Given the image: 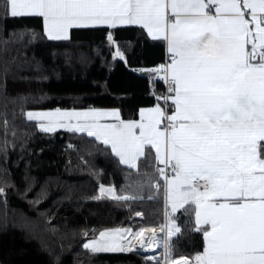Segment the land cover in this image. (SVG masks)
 Here are the masks:
<instances>
[{"label": "snow or ice", "instance_id": "6c2138e0", "mask_svg": "<svg viewBox=\"0 0 264 264\" xmlns=\"http://www.w3.org/2000/svg\"><path fill=\"white\" fill-rule=\"evenodd\" d=\"M2 7L5 16L42 17L44 35L51 40L68 39L73 26L105 25L106 39L115 46L113 58L125 62L115 26L140 25L150 37H162L170 62L152 71L163 73L170 106L158 103L142 109L140 120L128 121L115 109L57 108L41 114L47 123L40 128L87 132L134 168L140 157H148L145 146L150 145L158 161L153 167L165 182L166 204L194 215V230L204 238L202 251L176 259L264 264V143H258L264 142V0H2ZM102 114L116 122L99 123ZM34 115L27 113L29 119ZM155 187L161 188L159 182ZM166 215L168 238L145 239L143 227L126 229L133 238L141 237L137 251L162 250L146 255L145 264H173L175 225L167 208ZM108 231H101L100 239H87L85 231L83 248L131 251Z\"/></svg>", "mask_w": 264, "mask_h": 264}, {"label": "trees", "instance_id": "16d2710c", "mask_svg": "<svg viewBox=\"0 0 264 264\" xmlns=\"http://www.w3.org/2000/svg\"><path fill=\"white\" fill-rule=\"evenodd\" d=\"M108 30L74 29L69 40L50 41L42 18L5 16L0 0V264H145L140 253L85 250L83 233L88 239L165 222L152 154L128 168L93 138L40 132L25 117L28 110L98 108L128 121L160 105L161 73L152 70L164 62L165 43L140 28H113L125 62L113 58ZM99 185L121 199L99 197ZM174 218V258L202 251L194 215L184 208Z\"/></svg>", "mask_w": 264, "mask_h": 264}, {"label": "rangeland", "instance_id": "374dc122", "mask_svg": "<svg viewBox=\"0 0 264 264\" xmlns=\"http://www.w3.org/2000/svg\"><path fill=\"white\" fill-rule=\"evenodd\" d=\"M160 106H161V104H160ZM91 109H97V110H100V112L101 113H108V112H111V110H113V109H98V108H88V109H83V110H91ZM52 110H54V109H52ZM62 110H64V109H62ZM116 110V109H115ZM29 111H31V112H33L34 114H36V115H34L31 119H29L28 118V116H27V113L29 112ZM48 111H51V110H28V111H26L25 112V117H26V119L28 120V121H32V122H35L36 123V125H37V128H38V130L40 131V132H44V133H48V134H52V133H55V132H57V131H66V132H70V133H77V134H84V135H86V136H88L87 135V132H83V133H81V132H76L74 129L73 130H69L68 128H56L54 131H52V132H45V131H43L41 128H40V124H42V123H47V121H45L44 119H43V116L41 115L42 113H45V112H48ZM82 111V110H81ZM118 111V110H117ZM118 113H119V111H118ZM139 117H140V115H139ZM121 119V118H120ZM140 119H141V117H140ZM139 118L137 119V120H140ZM80 122H82V121H77V120H73L72 121V123L73 124H75V123H80ZM99 123H101V124H109V123H114V122H116V120H115V117H113V116H111V115H100L99 116V121H98ZM89 137V136H88ZM89 138H93V139H95V137H89ZM96 140V139H95ZM97 141V140H96ZM98 142H100V143H102V141H98ZM259 143H261V142H259ZM103 144V143H102ZM105 146V145H104ZM110 148V147H109ZM145 149H146V152L147 153H149V154H152L154 157H155V150L154 149H152L151 148V146L150 145H146L145 146ZM111 150V149H110ZM118 158V157H117ZM141 158V157H140ZM139 158V159H140ZM119 159V158H118ZM120 161V160H119ZM120 163H121V161H120ZM121 164H123V163H121ZM137 164H138V161H137ZM157 164H158V162H157ZM124 166H126V167H128V168H134V167H131L130 165H127V164H123ZM136 168V167H135ZM103 186V187H102ZM109 188H111L112 189V191L111 192H109V191H107V189H109ZM164 191H165V188H164ZM99 197H110V198H114V199H117V194H116V191H115V189L113 188V187H109V186H104V185H99ZM121 199V198H120ZM187 205H185V207H186ZM194 206V205H193ZM167 208V212H169L170 213V215H171V217L173 218L172 219V223L175 225V227H173V229H172V236L170 237V240L175 236V233L176 232H178L177 230H176V228H178L177 227V224H176V222H175V215H176V213H177V211L176 210H183L184 209V207H181V208H177L175 211H172L171 210V205L170 204H166V199H165V209ZM165 224H166V230H163L164 231V233H163V235H164V238H168V225H169V217L167 216V215H165ZM118 230H121V231H116V230H109L107 233H106V235L107 236H110L113 240H115L116 242H118V243H120V244H124L125 243V241H126V239L129 237V233L130 232H128V231H125V230H123V229H118ZM121 236L123 237V239H121ZM93 237H89L88 239H92ZM95 238H97V239H100V237H99V235H97V236H95ZM129 239V238H128ZM204 239V238H203ZM98 252H110V251H104V250H101V251H98Z\"/></svg>", "mask_w": 264, "mask_h": 264}, {"label": "built area", "instance_id": "2783aa9c", "mask_svg": "<svg viewBox=\"0 0 264 264\" xmlns=\"http://www.w3.org/2000/svg\"><path fill=\"white\" fill-rule=\"evenodd\" d=\"M169 62L170 61L168 59V55H166L163 64H166V63H169ZM162 77H163V75L159 78V81H160L161 84H163L164 92H163V95L160 98V100H161V103H162V107L165 108L166 105H169V106L171 105V101H168L166 99V97L169 94L168 85H167V83L165 82V80ZM166 110L168 112H171L172 108L171 107H167ZM159 176L163 180V184H165L163 177L160 174H159ZM161 226L162 225L156 226V227H143L145 229V231L142 234V236L145 239H147V238L150 237L151 234L156 233L157 237H163L164 238V235H163L164 231L163 230H166V224H163V226H164L163 228H161ZM140 243H141V237L140 236H137L135 238H133V236H132L131 238H129V239H127L125 241L124 245H128L131 248V251H130L131 253H141V254H144V255H150L152 253V251H156L157 254L159 255L160 252L162 251V250H156L155 246H153L152 250L140 249L139 251H137V249H139V247H140ZM132 246H135V247H132ZM183 257H185V256H183ZM173 264H183V262L179 261L176 258H174L173 259Z\"/></svg>", "mask_w": 264, "mask_h": 264}, {"label": "crops", "instance_id": "0c3cea01", "mask_svg": "<svg viewBox=\"0 0 264 264\" xmlns=\"http://www.w3.org/2000/svg\"><path fill=\"white\" fill-rule=\"evenodd\" d=\"M241 3H243V0H241ZM247 12H250V10H246ZM215 12V9H213V13ZM27 16H36V17H39V16H37V15H22V16H19V17H27ZM40 18H42V17H40ZM247 19H250V16H247L246 17ZM42 21H43V19H42ZM120 27H134V28H140V29H142L143 31H144V33L146 34V36L148 37V39H150V40H152V41H163L164 43H165V57H166V55H168L167 54V49H166V42L163 40V38L162 37H150L149 35H148V33H147V31L145 30V29H143V27L142 26H140V25H117V26H115L114 28H120ZM250 27H253L252 25H250ZM95 28H108L107 26H105V25H79V26H73L72 28H70L69 29V38L68 39H62V40H51V39H49V38H47L48 40H50V41H67V40H69L70 39V34H71V30H74V29H95ZM246 48L248 49V50H251V45L249 44V45H246ZM163 64V63H162ZM161 64V65H162ZM151 108V107H150ZM144 109H149V108H144ZM142 110V109H141ZM119 116H120V114H119ZM140 117H141V111H140ZM140 117H139V119H140ZM259 143V142H258ZM156 162H158V161H156ZM177 211V213L178 212H180L181 210H176ZM176 213V214H177ZM178 227V226H177ZM179 232V231H178ZM178 232H176L175 233V235L178 233Z\"/></svg>", "mask_w": 264, "mask_h": 264}, {"label": "bare ground", "instance_id": "6f19581e", "mask_svg": "<svg viewBox=\"0 0 264 264\" xmlns=\"http://www.w3.org/2000/svg\"><path fill=\"white\" fill-rule=\"evenodd\" d=\"M153 235H155V236H156V233H153V234H151V235H150V237H152Z\"/></svg>", "mask_w": 264, "mask_h": 264}]
</instances>
